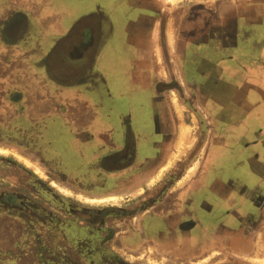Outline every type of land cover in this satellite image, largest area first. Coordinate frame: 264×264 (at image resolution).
I'll use <instances>...</instances> for the list:
<instances>
[{"label":"crops","instance_id":"1","mask_svg":"<svg viewBox=\"0 0 264 264\" xmlns=\"http://www.w3.org/2000/svg\"><path fill=\"white\" fill-rule=\"evenodd\" d=\"M177 1L174 5L165 0H0L1 14L18 11L31 20L23 36L4 43L8 51L2 48L0 53L7 54L4 61L10 67L2 62L1 68L10 69L9 86L33 93L35 109L48 112L34 117H47L58 126L41 130V138L64 141V150L73 143L77 157L93 166L97 154L90 146L99 140L91 134L100 136L94 124L104 117L97 113L99 107L115 110L110 118L118 120L133 118L139 99L142 106L148 101L155 117L169 128V146L172 140L176 143L182 120L186 122L178 109L180 98L176 102L169 94L179 97V90H156V85L174 79L185 90L183 63L191 61L197 71L192 101L217 111L213 125L228 128L215 141L225 143V149L215 150L203 180L195 178L207 151L197 150L193 133L192 151L176 159L174 150H169V162L178 163L191 154L193 166L185 167V173L197 168L192 178L195 187L206 184L232 203L239 198L254 200L251 182L261 179L258 190L264 201V0H198L189 7ZM90 27L95 45L84 55L81 48L73 52L75 35ZM158 43L163 47L164 69ZM146 93L154 98L146 99ZM84 122L94 126L85 130L79 126ZM50 157L58 171L65 168L63 154ZM258 231L264 238V227Z\"/></svg>","mask_w":264,"mask_h":264},{"label":"flooded vegetation","instance_id":"2","mask_svg":"<svg viewBox=\"0 0 264 264\" xmlns=\"http://www.w3.org/2000/svg\"><path fill=\"white\" fill-rule=\"evenodd\" d=\"M30 25L31 20L25 13H0V52L2 48L7 52L4 43L14 40L16 36H23ZM75 36L77 44L71 50L77 53V49L81 48V55L88 53L97 40L93 27ZM5 55L0 53V135L12 137L15 142L3 139L0 143L17 146L56 176L65 175L67 178L62 182L71 187L84 191H89L86 185H95L96 189L113 187L118 193L127 189L133 198L128 199L132 201L129 208L119 207L108 213H96L75 206L72 200L60 197L43 182L33 183L32 188L20 183L30 190L33 197L19 186L17 190L6 189L0 194V232H5L8 239H4V244L0 246V264H57L59 259H68L71 264L74 260L71 247L77 238L75 236L84 234V238L77 239L84 240L88 244L85 249H88L89 239H94L92 242L98 240L109 215L117 217L114 220L117 224L127 227L117 232L110 230V239L119 235V248L117 251L114 249L118 264H128L121 257V251L131 252L139 259L153 257V261H159L156 264H212L219 254H248L261 248L260 252L264 250V238L258 233L264 227V201L258 190L261 179L251 182L253 190L249 192L253 194L254 200L244 201L239 198L233 203L228 197L217 196L215 190L208 189L206 184L201 189H197L193 181L186 187L179 186V179L186 171L185 160H180L165 181L151 184L154 175L168 164L170 159L167 155L169 150H174L175 141L172 140L170 147L169 128L155 117L150 108L151 103L147 101L142 106L141 99L138 100L133 118L111 119L115 110L108 111L102 107L97 109L99 116H104L103 121L97 120L98 123L94 124L100 136L91 134L99 140L90 146L93 154H97L92 160L97 163L93 166L84 164V158L77 157L73 150V143L69 142L68 148L64 150L62 147L65 145L56 143L53 136H48L47 140L41 138V130L50 128L49 131H52L58 126L52 123V119L43 118L48 112L35 109L33 93L9 86L7 75L10 69L1 68L2 62L10 67L4 61ZM183 68L185 90L180 85L178 87L174 79L170 80L169 85H156V90L160 87L178 89V98L188 107L193 120L198 121V143L202 140L205 146L207 144V156L195 179L199 177L203 180L208 170L207 163L216 153L215 150L220 147L223 151L225 149V143H216L215 136L225 135L228 127L213 125V113L217 111L193 103L192 78L197 71L191 61H185ZM151 96L154 98L153 94L145 95L146 99ZM186 97L189 99L186 100ZM89 112L86 111V114ZM36 114L43 116L34 117ZM94 125L84 122L79 126L90 130ZM57 152L65 157V168L61 170L64 172L52 165L50 156L54 157ZM139 174L148 176L143 182H138ZM224 174L223 170H219L221 177ZM212 179L214 181V177ZM143 183L146 187H142ZM223 186L221 192H224ZM141 194L144 195L139 198ZM137 197L139 199H135ZM57 210L67 214L63 215L65 219L56 213ZM94 225L99 228L94 230ZM58 235L65 243L68 242L69 247L67 244H59ZM99 249L103 250V246H96L94 251L99 253ZM78 251L86 256L88 262V251ZM207 257V260H203Z\"/></svg>","mask_w":264,"mask_h":264},{"label":"rangeland","instance_id":"3","mask_svg":"<svg viewBox=\"0 0 264 264\" xmlns=\"http://www.w3.org/2000/svg\"><path fill=\"white\" fill-rule=\"evenodd\" d=\"M196 1L198 0H181V2L179 1V4L181 7L182 6L189 7ZM177 2H178L177 0H172L168 3L175 5ZM94 7L95 9H97L98 3L95 4ZM177 16L178 14H175V18H177ZM169 97L170 99L171 97L175 98L174 100L177 102L176 99H178V96L176 95V93L173 94L170 91ZM187 99L189 98L186 97V100ZM179 102H180V104L178 103L179 112L183 114L184 120L187 123V124L184 122L182 123L181 132H180L179 137L181 136L182 129H183L182 127L184 124L190 128L191 132L189 133L186 144L181 149L182 151L173 152L174 158L176 159L178 158L180 159L183 156V154L189 149L190 150L188 151V153L192 151L193 149L192 145L194 142V140L191 137L192 133L197 136V140L195 142L196 143L195 145H197V150L204 152L205 149L207 148V144L205 146L202 140L198 143L199 141L198 139L200 135V128H199L200 125L198 121L193 120V116L190 115L188 107L183 104V101L179 100ZM176 117L179 118L177 114H176ZM175 136H176V132H175ZM3 139L6 141L15 142L12 139V137H6L3 135H0V140H3ZM62 142L64 141H61V143ZM174 146H173V149H174ZM189 155H190L189 157L183 158L184 160L186 159L185 160L186 168H189V166H193L192 165L193 161H191L192 155L191 154ZM29 159H33V158L24 154L17 146H12V145L10 146L4 143H0V194L2 191H5L6 189L17 190L19 186L21 187V190L23 192L29 193L33 197V194L30 192V190L22 187L20 183L28 184L32 188L34 187L32 185L33 183L43 182L47 184L49 187H51L52 190L56 192L60 197L70 199L74 202V204H76L75 206L87 208L91 212L98 213V211H102V213H108L110 212L109 210L118 209L119 207L129 208L131 206L130 204L132 203V201L128 199L133 198V197L130 195L131 191H128L127 189H125L123 192L118 193L117 190H115L113 187L111 188L106 187L105 189H101L100 187L99 189H96L95 185H86V188H88L89 191L80 190V189L71 187L67 183L62 182L64 179L67 178L65 175L56 176L54 173L44 168L40 163H38L35 159H33L43 168L46 175H44L43 173L35 172V170L29 165V162H28ZM171 161H175V160L172 159ZM175 162L173 164L172 162L171 163L168 162V164L164 166V168L160 169L158 174L154 175V177L150 180V183L160 184L161 182L165 181L166 177L173 172L177 164L180 163L181 161H179L178 163L177 161ZM190 172L184 173L183 176L179 179L180 180L179 183L185 184V182L187 183L191 182L193 175L192 174L189 175ZM147 176H148L147 174L146 175L139 174L137 176V181L143 182L145 178H147ZM73 180L74 179H72V181ZM176 180L178 179L176 178ZM100 184L102 185V183ZM142 187H146L144 186V183ZM141 191L142 189H140V192ZM143 195L144 194H141L138 197L141 198L143 197ZM138 197L135 199H139ZM56 213H59L58 215H62V217H64L62 219H65V216L63 215H67L64 212L61 213L59 211ZM116 218L117 217H114V215H109L106 218L104 229L103 231L100 232V235L97 237L98 240L96 239L97 240L96 242H92L94 241V239L92 238L89 239L90 244H89L88 249H85L88 244H86L84 240H78V239L84 238V234H78L77 236H75L79 238L78 239L76 238L73 240V246L71 247V249L73 251L74 260L71 261V264H92V262L93 264H118L115 258L117 254L114 251V249H116L117 251L119 248L117 246L119 235L115 236L113 239H110L109 238L111 234L110 230H112L113 232H117V231L127 229V227L123 224H117V222L114 221ZM81 219L82 218H80L79 220ZM90 219L91 218H88V220ZM79 220H78V223H79ZM1 223H2V220L0 219V228H1ZM92 227L94 230H97L99 228L98 225H94ZM90 233L91 232H89V234ZM4 239H8L7 235L5 234V232H0V246L4 244L3 243V241H5ZM58 241L60 245L67 244V247H69L68 242L65 243L64 240L61 239L60 235H58ZM96 246L97 247L103 246V250L99 249L100 251L99 253H97L96 251H94ZM76 250H79L78 252L88 251V254H89L88 262H87L86 256L82 253H77ZM260 250L255 251V252L253 251L252 253L249 252L247 255L242 254V253H235L232 255L231 254H219L215 256V259H213L212 264H228V263H231V264H264V252L262 251L260 252ZM120 254H121V257L125 259V262H127L128 264H156L157 262H159L158 260L153 261V257L150 259H147V257H144L143 259H139V257H137L136 255H133L131 252L125 253L124 251H121ZM254 257H258V260L254 259ZM203 260H207V259H203ZM66 262L67 264H70L69 263L70 261L68 259L67 260L59 259L57 264H64Z\"/></svg>","mask_w":264,"mask_h":264},{"label":"bare ground","instance_id":"4","mask_svg":"<svg viewBox=\"0 0 264 264\" xmlns=\"http://www.w3.org/2000/svg\"><path fill=\"white\" fill-rule=\"evenodd\" d=\"M172 0H165V3H168ZM161 33V32H160ZM174 31L173 29H171L169 31V39L170 41L173 43L174 41ZM161 37V36H160ZM161 39V38H160ZM162 49L163 47H161V45L158 43L157 45V52H158V55H159V63L161 64V67L162 69H164V63H163V52H162ZM165 73V72H164ZM184 81V80H183ZM177 100V99H176ZM182 112V110H181ZM180 115H182V113H180ZM182 123H183V120H182ZM182 133H181V136L177 139L176 143H175V146H174V152L176 151H179L181 152L182 150V147L186 144L187 142V138L189 136V133L191 132L190 128L187 126V125H183L182 127ZM179 155V154H178ZM29 162V165L35 170V172H39V173H43L44 175H46V173L44 172L43 168L33 159H29L28 160ZM197 168L194 167L192 168L191 172L189 173V175H194L195 172H196ZM180 186H183L184 183H179ZM263 252V251H262ZM247 255V254H246ZM247 258V257H246ZM261 258V257H260ZM208 259V257L206 258ZM254 259H257L258 260V257H254Z\"/></svg>","mask_w":264,"mask_h":264}]
</instances>
